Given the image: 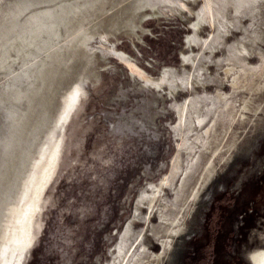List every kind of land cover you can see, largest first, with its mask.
I'll list each match as a JSON object with an SVG mask.
<instances>
[{
	"label": "rangeland",
	"instance_id": "374dc122",
	"mask_svg": "<svg viewBox=\"0 0 264 264\" xmlns=\"http://www.w3.org/2000/svg\"><path fill=\"white\" fill-rule=\"evenodd\" d=\"M141 4L0 0V264L11 263L7 228L27 179L34 173L31 193L56 142V162L38 196L22 264H111L130 221L133 233L143 229L145 235L144 264H186L189 235L264 89L252 99L239 91L235 110L247 102L248 109L237 133L224 148L229 132L223 130L179 208L154 234L156 212L143 207L136 214L135 206L143 191L161 186L170 172L177 148L174 103L188 93L147 85L124 58L154 78L171 70L183 73L191 69L186 56L200 50L189 41L194 24L202 38L217 27L213 30L195 15L201 0ZM229 9L226 41L249 48L254 63L255 51L264 53V0H257L255 15L250 10L235 15ZM224 44L213 54L204 52L212 58L211 74L220 70L217 59L223 57ZM72 90L78 95L76 105L63 129L56 130ZM214 90L196 86L199 94ZM186 158L183 153V162ZM163 188L172 197V188ZM146 214L150 221L138 218Z\"/></svg>",
	"mask_w": 264,
	"mask_h": 264
},
{
	"label": "bare ground",
	"instance_id": "6f19581e",
	"mask_svg": "<svg viewBox=\"0 0 264 264\" xmlns=\"http://www.w3.org/2000/svg\"><path fill=\"white\" fill-rule=\"evenodd\" d=\"M157 1L163 2L167 0ZM201 2L202 4L195 11V15L213 30L217 27V32L211 33L207 38H202L196 31L198 24H194V32L190 36V40H188L196 44L200 50L186 56V59L191 64L190 70L184 68L183 73L171 70L154 78L140 71L133 62L124 58L130 71L136 73L147 85L155 88L167 86L173 91V94L177 93L180 88L188 93L183 101H175L174 103L176 122L172 125V129L177 139V148L170 163V172L161 181V186H153L150 193L143 191L135 206L136 214L143 207H147L149 214L156 212L159 227H154V230H156L155 232L153 230L154 234L161 229L160 227L179 208V202L192 183L202 160L206 153L210 152L216 145V140L219 136L221 137L223 130L227 129L229 132V136L224 142V148L228 146L233 136L237 133L239 125L242 124L246 117L245 111L248 109L247 102L244 106L242 105L241 110L236 112L235 105L239 91L244 89L248 94V98L252 99L254 95L264 89V53L261 50H256L257 58L253 63L249 60L252 56L249 48L242 45L236 47L226 41L229 8L233 9L235 15L247 10L253 13L257 0H201ZM138 3L139 8L142 7L141 0H138ZM149 4L152 5L153 0H149ZM182 5L184 8L189 9L186 4L183 3ZM253 14L255 15L256 12ZM254 15L249 16V18L254 20ZM238 23L242 24L240 20ZM252 32H254V37L259 38V34L255 29H252ZM221 42L225 43L224 54L222 58L217 59V64L220 68L219 71L222 70L224 75H221L219 71L211 74L208 70V65L212 64V58L211 56H206L204 52L215 53ZM198 85L203 88L213 86L215 90L211 93L199 94L196 91V86ZM226 86L228 87L227 90L224 89ZM77 99L78 95L74 90L65 97L54 124V129H63L64 124L70 117L69 114L76 105ZM58 146L59 142H56L48 156L46 167L31 192L32 195L30 189L35 184L34 173L30 174L21 193L14 217L7 228V234L10 237V241H12L10 245L12 248L10 264L23 263L29 245L30 220L33 218L37 208L38 196L40 193L42 195L44 187L50 180L54 162H56ZM46 150L45 152H47ZM183 153L187 155L185 162L182 160ZM183 164L184 166H182ZM166 186L172 188V197H167L164 194L163 187ZM149 217L146 214L138 218L150 221ZM130 226L131 221L126 226L117 244L116 254L111 264L145 263L147 246L143 229L136 234L132 232Z\"/></svg>",
	"mask_w": 264,
	"mask_h": 264
},
{
	"label": "water",
	"instance_id": "95a60500",
	"mask_svg": "<svg viewBox=\"0 0 264 264\" xmlns=\"http://www.w3.org/2000/svg\"><path fill=\"white\" fill-rule=\"evenodd\" d=\"M186 264H264V94L189 235Z\"/></svg>",
	"mask_w": 264,
	"mask_h": 264
}]
</instances>
